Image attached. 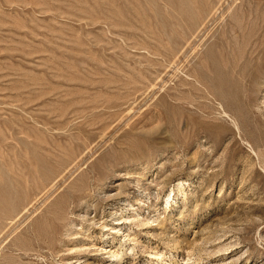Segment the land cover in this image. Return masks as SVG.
<instances>
[{
    "label": "rangeland",
    "instance_id": "obj_1",
    "mask_svg": "<svg viewBox=\"0 0 264 264\" xmlns=\"http://www.w3.org/2000/svg\"><path fill=\"white\" fill-rule=\"evenodd\" d=\"M263 113L264 0H0V264H264Z\"/></svg>",
    "mask_w": 264,
    "mask_h": 264
},
{
    "label": "bare ground",
    "instance_id": "obj_2",
    "mask_svg": "<svg viewBox=\"0 0 264 264\" xmlns=\"http://www.w3.org/2000/svg\"><path fill=\"white\" fill-rule=\"evenodd\" d=\"M240 6V5H239ZM222 7V4H219L218 6L216 7H213L211 9V14L205 19V21L198 27H196V38L199 37L200 34H203V33H207V31L209 30V26L213 23H216V21L220 18L221 16V13L219 11V9ZM201 36V35H200ZM262 110V109H261ZM225 114V113H224ZM264 115V113L262 114ZM229 117V116H228ZM234 123V122H233ZM235 124V123H234ZM233 124V125H234ZM236 127V126H235ZM239 127V126H238ZM240 129V128H239ZM182 185L181 184H178V188L181 187ZM171 199V197L168 198V200L166 201V205L169 204V200ZM122 229H119L117 230L116 233H119L121 232ZM107 251V250H106ZM108 252V251H107ZM111 257L110 258H113V259H117L118 258V254L114 251V252H109ZM108 253V254H109ZM113 264V263H112ZM115 264V263H114Z\"/></svg>",
    "mask_w": 264,
    "mask_h": 264
}]
</instances>
